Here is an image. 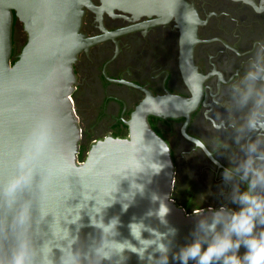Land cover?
Masks as SVG:
<instances>
[{
  "label": "water",
  "instance_id": "obj_1",
  "mask_svg": "<svg viewBox=\"0 0 264 264\" xmlns=\"http://www.w3.org/2000/svg\"><path fill=\"white\" fill-rule=\"evenodd\" d=\"M176 1L179 14L185 2ZM85 7L95 8L92 0H0V254H9L21 239L29 244L36 264L49 249L54 250L55 264L62 255L57 249L67 255L73 249L87 254L96 245L89 233L98 239L99 232L81 224L87 225L94 208L106 203L110 205L104 210L105 222L120 218L118 239H132L127 225L133 217L165 232L156 217L145 215L163 201L170 209L169 225L178 230L170 245V264H179L172 261V253L192 242L200 219L195 213H211L205 208L188 210L182 204L185 200L173 196L172 149L152 127L149 115H188L198 98L171 92L154 95L134 83L146 96L126 121L129 135L97 139L80 161L83 131L74 99V63L90 42L80 31ZM16 18L28 39L12 63ZM184 51L191 56L193 46L184 44ZM21 177L26 183L10 190ZM186 191L183 182L179 192ZM153 196L158 199L153 201ZM191 203L197 207L204 202ZM124 204L129 205L127 211ZM77 235L80 238L74 239ZM245 251L241 246L239 254ZM127 255V264H142L135 254Z\"/></svg>",
  "mask_w": 264,
  "mask_h": 264
},
{
  "label": "flooded vegetation",
  "instance_id": "obj_2",
  "mask_svg": "<svg viewBox=\"0 0 264 264\" xmlns=\"http://www.w3.org/2000/svg\"><path fill=\"white\" fill-rule=\"evenodd\" d=\"M92 1L95 8L85 7L80 28L90 42L74 63V96L89 111L94 135H129L126 121L146 96L134 83L154 95L171 92L198 98L188 115H149L172 149L173 195L203 201L199 209L236 208L222 171L230 158L242 153L234 142L226 106L234 103L230 85L237 73L246 71L253 44L264 41V0H184L180 17L176 0H125L123 5ZM20 22L16 18L15 60L28 39L23 25L18 40ZM184 44L193 46L191 56L184 55ZM246 111L233 109L231 116L239 122ZM221 121L224 127L219 131L212 127ZM185 132L204 138L220 166L202 152L193 153ZM183 182L186 193L179 192Z\"/></svg>",
  "mask_w": 264,
  "mask_h": 264
},
{
  "label": "clouds",
  "instance_id": "obj_3",
  "mask_svg": "<svg viewBox=\"0 0 264 264\" xmlns=\"http://www.w3.org/2000/svg\"><path fill=\"white\" fill-rule=\"evenodd\" d=\"M230 89L234 103L226 106L229 127L235 132L233 139L242 155L229 159V165L223 168L222 180L231 185L230 202L237 207L221 205L209 209L210 216L195 213L200 219L193 230L192 242L172 253V261L179 264H189V261L194 264H264V41L253 44L246 71L236 74ZM233 109H247L239 122L231 116ZM212 127L219 131L224 122L214 123ZM183 134L193 144V153L202 152L214 165L220 166L214 158L215 150H209L204 138ZM219 147L217 143V149ZM24 183L26 180L21 177L13 182L10 190ZM157 199L153 196V201ZM109 205L95 207V215L89 217V223L81 224L82 228L91 227L99 232L98 239L89 233L96 240L93 250L86 254L73 249L67 255L63 248L57 249L62 253L60 264H127L130 258L127 253L135 254L142 264H170V245L178 230L169 225L166 217L170 209L163 201L157 210H149L145 215L146 218L156 217L167 231L161 232L146 224L143 218L133 217L127 225L131 240L118 239L122 227L119 216L105 222L104 210ZM128 206L124 204L123 210L127 211ZM24 221L25 215L21 213L20 222ZM145 232L148 238L144 237ZM79 238L77 235L74 239ZM241 246L246 249L243 255L239 254ZM53 252L49 249L41 264H55ZM155 253H159L158 258ZM0 264H36V261L29 244L21 239L9 254H0Z\"/></svg>",
  "mask_w": 264,
  "mask_h": 264
},
{
  "label": "rangeland",
  "instance_id": "obj_4",
  "mask_svg": "<svg viewBox=\"0 0 264 264\" xmlns=\"http://www.w3.org/2000/svg\"><path fill=\"white\" fill-rule=\"evenodd\" d=\"M19 27V36H18V40L19 42L21 41L20 38H22L24 32L22 30V27H23V23L20 22V24L18 25ZM74 99H75V103H76V106H77V113L79 115V119H80V125L83 129V137H82V142L84 141L85 143L87 144H93L97 139H100V138H103L105 136H100V135H94L95 132H94V121L90 118V115H89V111H86L85 109H83L84 107L81 105V103L78 104L75 96H74ZM102 124V122H99V124ZM105 127V125H104ZM85 130H88V134H85Z\"/></svg>",
  "mask_w": 264,
  "mask_h": 264
},
{
  "label": "trees",
  "instance_id": "obj_5",
  "mask_svg": "<svg viewBox=\"0 0 264 264\" xmlns=\"http://www.w3.org/2000/svg\"><path fill=\"white\" fill-rule=\"evenodd\" d=\"M14 61H15V59L13 58V61H12V63H14ZM149 121H150V123H151V125H152V127L155 129V131L159 134V135H161L163 138H165L164 137V135H163V133L160 131V129L157 127V125H156V123L154 122V121H152L151 119H149ZM122 137V136H121ZM89 148H90V146H89V144H83L82 142H81V145H80V153H79V160L80 161H83L85 158H86V155H87V151L89 150ZM174 196V195H173ZM178 200V199H177ZM183 206L185 207V208H188V210H194V209H199L200 208V206H197V207H195V205L193 204V203H191L189 200H185L183 203Z\"/></svg>",
  "mask_w": 264,
  "mask_h": 264
}]
</instances>
